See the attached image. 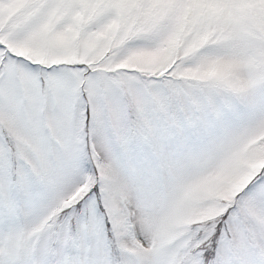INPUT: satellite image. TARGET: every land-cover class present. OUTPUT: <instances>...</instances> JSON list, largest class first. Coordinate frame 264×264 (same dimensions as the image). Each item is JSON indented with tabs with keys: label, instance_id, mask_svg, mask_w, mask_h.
Listing matches in <instances>:
<instances>
[{
	"label": "rangeland",
	"instance_id": "rangeland-1",
	"mask_svg": "<svg viewBox=\"0 0 264 264\" xmlns=\"http://www.w3.org/2000/svg\"><path fill=\"white\" fill-rule=\"evenodd\" d=\"M199 262L264 264V0H0V264Z\"/></svg>",
	"mask_w": 264,
	"mask_h": 264
},
{
	"label": "trees",
	"instance_id": "trees-1",
	"mask_svg": "<svg viewBox=\"0 0 264 264\" xmlns=\"http://www.w3.org/2000/svg\"><path fill=\"white\" fill-rule=\"evenodd\" d=\"M94 197H96L95 195H94ZM104 222V221H103ZM209 222L211 223V222H213L214 224H221L222 225V223L223 222H219L218 220H216V219H214V218H209ZM223 229H224V235H225V237L226 238H229L228 237V233H227V228H226V226H225V228H224V226H223ZM108 237V236H107ZM112 244V243H111ZM110 244V248H111V250H113V245H111ZM201 247H198V246H195V248L194 249H192V253L194 252V251H196L195 252V254H194V256H195V258L196 259H208V258H211V260L213 259V256L215 255V252H214V250H212V248H211V246L208 244V256L207 255H204L203 254V252H201ZM108 255H111V256H113L112 255V253L111 252H109V254ZM198 264H207V262H199Z\"/></svg>",
	"mask_w": 264,
	"mask_h": 264
}]
</instances>
